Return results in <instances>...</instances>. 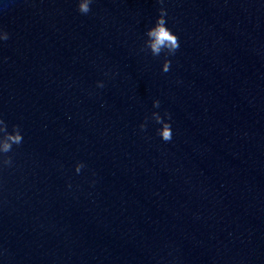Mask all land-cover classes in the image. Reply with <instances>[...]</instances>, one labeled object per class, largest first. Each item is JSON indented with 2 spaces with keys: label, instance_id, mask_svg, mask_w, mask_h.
<instances>
[{
  "label": "water",
  "instance_id": "1",
  "mask_svg": "<svg viewBox=\"0 0 264 264\" xmlns=\"http://www.w3.org/2000/svg\"><path fill=\"white\" fill-rule=\"evenodd\" d=\"M0 29V264H264V0H0Z\"/></svg>",
  "mask_w": 264,
  "mask_h": 264
},
{
  "label": "clouds",
  "instance_id": "2",
  "mask_svg": "<svg viewBox=\"0 0 264 264\" xmlns=\"http://www.w3.org/2000/svg\"><path fill=\"white\" fill-rule=\"evenodd\" d=\"M91 0H77V9L82 14H87L90 11ZM165 8L159 9V15L156 17L155 22L147 29V35L150 37L148 41L149 47L153 53H158L162 47H167L171 53H175L179 47V40L177 34L167 26L165 15ZM8 33L3 29H0V41L6 40ZM171 61H167L163 68L165 71L169 70ZM102 81H97V86H100ZM158 103L159 101H154ZM161 127L157 130V134L163 141H169L172 139L173 129L171 121L167 118L160 119ZM0 123H3L0 121ZM139 128L143 130V125H139ZM23 140V134L19 129H14L13 133L6 134L3 138H0V153L7 154L12 150L13 144L19 145ZM11 164V157L3 155L0 157V166ZM75 171L80 172L82 168V162L77 161L74 165Z\"/></svg>",
  "mask_w": 264,
  "mask_h": 264
}]
</instances>
